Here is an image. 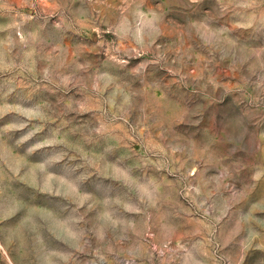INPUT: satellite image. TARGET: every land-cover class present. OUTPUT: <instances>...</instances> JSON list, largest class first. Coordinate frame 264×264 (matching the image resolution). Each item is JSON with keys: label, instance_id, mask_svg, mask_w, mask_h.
Wrapping results in <instances>:
<instances>
[{"label": "clouds", "instance_id": "clouds-1", "mask_svg": "<svg viewBox=\"0 0 264 264\" xmlns=\"http://www.w3.org/2000/svg\"><path fill=\"white\" fill-rule=\"evenodd\" d=\"M0 97V264L264 250V0H0Z\"/></svg>", "mask_w": 264, "mask_h": 264}, {"label": "rangeland", "instance_id": "rangeland-1", "mask_svg": "<svg viewBox=\"0 0 264 264\" xmlns=\"http://www.w3.org/2000/svg\"><path fill=\"white\" fill-rule=\"evenodd\" d=\"M114 2V0H109V3ZM207 6V5H205ZM174 7H179L178 5H174ZM97 10L100 12H103L105 15H111L112 9H108L107 7H101V6H97ZM167 11V9H166ZM109 39H111V37H107ZM83 39L85 40H94L95 39V34H91V35H85L83 37ZM94 55V54H92ZM201 55H203L199 50L194 52V58L193 61L189 62V64L187 65V67L184 69V71L186 72H195L196 68H195V63L197 58H199ZM217 76H218V83L222 86L224 85H229V84H233L235 81L232 79L231 77V73L229 70H225L223 68H220L219 66H217ZM166 83L169 84V86L173 89L176 90L179 86L176 84L175 80L171 79V78H167L166 79ZM223 88H220V91H222ZM190 91V89H189ZM45 93L44 92H38L35 94V96L37 97H41L44 96ZM156 95L158 97L163 96L164 95V91H157ZM53 100H55V97L52 98ZM3 98L0 97V103H3ZM8 103H14L15 102V98L14 96L12 97H8L7 100ZM156 110V112L160 115L161 119L163 120L164 117L170 115V113L166 110L165 106L163 103L158 104V105H154L153 106ZM11 115V114H10ZM6 122H10V118L9 116H6L3 120H0V126H2L4 123ZM157 136L160 135L159 132L156 133ZM137 151H139V148L136 149ZM4 183L6 185H11L12 182H9L7 180L4 181ZM264 200V184H260L257 185L255 188H252L250 191H248L247 193V197L245 200L241 201V204L247 206L251 203H255L258 201ZM45 205L43 203L37 204L36 208L37 210H40L44 207ZM258 216H260L262 219H264V213H257ZM17 222V217H11L7 220H4L2 222H0V227H4V226H13L15 225ZM179 223L181 225L180 231L178 233V239H184L187 238V236L190 234L192 227H193V223H192V218H188V217H184L182 219L179 220ZM231 229H228V231H230ZM260 231L262 233H264V229H260ZM90 257L86 256V255H80L79 257V261L80 264H84V262L86 260H88ZM261 262H264V250H260V249H253L250 250L246 259H245V264H261Z\"/></svg>", "mask_w": 264, "mask_h": 264}]
</instances>
